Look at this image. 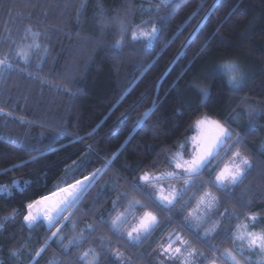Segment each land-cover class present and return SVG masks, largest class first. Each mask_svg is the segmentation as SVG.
I'll return each instance as SVG.
<instances>
[{"label":"trees","instance_id":"1","mask_svg":"<svg viewBox=\"0 0 264 264\" xmlns=\"http://www.w3.org/2000/svg\"><path fill=\"white\" fill-rule=\"evenodd\" d=\"M81 3L82 0H0V57L7 56L16 68H25L15 51L17 45L32 43L31 38L24 39V29L31 25L39 32H47L40 42L51 45L54 58L42 64V70L33 64L23 75L13 70L0 78V109H3L0 113V184L11 187L12 181L19 183V188L13 189L10 195L0 194V218L13 209L18 210L16 220L0 230V261L4 264H30V253L34 255L51 235L46 224L30 230L25 227L20 217L25 213L26 203L101 169L78 210H71L75 213L74 219L78 218L76 232H79L86 224L96 223L89 206L101 188L107 187V190L96 207L98 214H106L116 198L111 186L119 177L136 181L143 171L159 173L171 167L166 157L192 137L195 132L192 125L198 116L207 114L230 124V117L240 113L238 130L243 131L248 126V118L243 114L247 107L244 98L258 110L264 109V0H175L171 8L159 14L155 11L141 14V5L155 9L157 0H87L83 19L78 23ZM100 7L104 9L106 26L101 23ZM125 11L131 13L125 22L132 26L153 19L163 28L148 50L143 43L133 44L131 40L123 51L112 50L111 45L120 37L119 24L112 20L117 15L124 17ZM158 16L167 19L161 21ZM8 30L11 39H5ZM130 32L131 29L129 35ZM226 60L235 61L246 76L239 91L230 90L222 73L209 75L205 80L213 66ZM195 82L212 88L211 101L203 108L195 107L200 96L189 87ZM58 87L71 88L73 95L57 90ZM187 107L192 111L186 112ZM149 109L153 113L143 126H137ZM124 115L128 119L122 122ZM256 125L257 130L245 137L246 143L241 147L257 164L254 174L236 197H227L212 189L226 200L223 208L236 207L241 215L245 209L237 201L246 189H250L246 193L249 199L264 192V156L257 155L262 149L264 117ZM220 155L223 157L224 152ZM33 157L39 159L33 160ZM108 161H112L111 165H107ZM209 178L205 174L200 179ZM119 183L121 191L129 188L123 179ZM199 187L197 182L172 213L154 206L150 208L162 222L141 247L128 250L107 227H101L96 237L110 236L126 255L133 256L135 264H151L154 258L156 264H180L156 257L159 245L170 233L180 230L198 251L220 264H228L221 259V253L235 247L231 240L224 235L209 238L213 246L220 248L216 252L183 228L180 223L183 216L177 218ZM131 196L152 203L138 192L131 191ZM262 206L264 200L255 199L254 206L247 211L259 212L264 219ZM194 208L193 200L184 215ZM246 222L249 221L243 218L232 220L225 227L234 232L237 224ZM255 228L264 229V224L258 223ZM63 234L74 235L67 228ZM96 237L82 249L73 248L72 255L68 256L57 244L50 243L38 258V264H50L55 258L62 259L64 264H75L73 256L95 245ZM21 247L24 251L17 261L10 252ZM136 255L146 259L136 260Z\"/></svg>","mask_w":264,"mask_h":264},{"label":"snow or ice","instance_id":"2","mask_svg":"<svg viewBox=\"0 0 264 264\" xmlns=\"http://www.w3.org/2000/svg\"><path fill=\"white\" fill-rule=\"evenodd\" d=\"M174 3L175 0H157L155 9L144 8L141 5V14L153 11L159 14L162 10L171 8ZM86 7L87 0H82L77 17L78 23L82 21ZM99 11L101 23L106 26L107 19L104 17V9L100 7ZM129 15L131 13L125 11L124 17L119 15L113 17L112 22L119 24L120 37L111 45L112 50L123 51L128 40H131L133 44L143 43L145 50H148L157 37L162 34L163 28L158 27L153 19L142 20L139 25L132 26L125 22ZM157 19L166 21L167 17L158 16ZM103 30L102 27L101 31ZM24 33V39L31 38L32 43L17 45L15 56L18 61L25 65V68H16L15 63L7 56L0 57V78H4L6 73L13 70L23 75L26 68L33 66V64L38 70H42V64L54 59L51 53V45L40 42L42 38L47 36V32H39L29 25L25 27ZM5 39H11L10 30H8ZM13 44L16 42L13 41ZM221 73L227 77V83L232 91H239L246 80L245 74L240 71L238 64L233 60H226L213 66L209 70V74L205 75V80L209 79V75L216 76ZM27 75L32 76V73H27ZM41 82L47 83L44 80ZM189 87L194 88L200 96V100L195 105L196 108H203L211 101L213 96L211 85L195 82ZM57 90L73 95L72 89L69 87H58ZM244 102L247 104L243 111V114L248 118L247 128L243 131L238 130L240 113L230 117V124H226L220 119H213L207 114L198 116L192 125L196 135L185 143L179 144L178 150L166 157L171 166L169 169L159 173L143 171L136 181L119 177L117 182L111 186L116 198L112 200L111 211L106 214H98L96 207L100 196L104 195L107 190V187L101 188L96 199L89 206L90 213L96 217V223L86 224L79 232H76L78 218L74 219L75 213L71 210H78L79 205L83 203L86 192L94 186L101 169H96L90 177L76 180L75 183L57 188L50 194L26 203L24 205L25 213L20 217L25 227L30 230L38 225L46 224L51 232V235L45 239L43 247L36 250L34 255L30 253V264H38V258L46 251L50 243L57 244L65 256L72 255L71 250L73 248L82 249L84 244L96 237V233L101 227H107L117 240L124 242L128 250L141 247L158 230L162 222L157 212L150 210V208L154 206L161 211L172 213L184 201L197 182L200 183L199 189L177 214L178 219L183 216L180 221L183 228L209 248H214L216 252H219L220 248L213 246L209 242V238L224 235L231 240L235 247L225 249L221 253V259L227 261L228 264H242V259L244 264H264V229L253 230L256 224H264V219L260 218L259 212L247 211L254 206L255 199L264 200V192L249 199L246 198V193L250 189H246V193L241 195L237 201L245 209L241 215L236 207L223 208L226 200L212 191L215 189L216 192L224 193L227 197H236L237 192L244 187L245 182L254 174L257 167L252 156L242 151L241 147L246 143L245 137L257 130L256 121L264 117V109L258 110L256 105L248 104L247 98H244ZM153 111V109L146 111L137 122V126H143ZM185 111L191 112L192 108L187 107ZM0 113H3V109H0ZM127 119L128 115H124L122 122ZM77 139L82 138L77 137ZM221 152H224L223 157L220 155ZM257 155L264 156V147ZM36 159L39 157H33V160ZM115 159L116 154L113 155V160ZM111 163L112 161H108L107 165H111ZM126 167L130 168L131 165H126ZM136 171L141 170L137 169ZM205 174L210 178L201 180L200 178ZM120 179L129 185L128 189L120 190ZM165 181H181V183H165ZM15 188H19V183L12 181L11 187L0 186V193L10 195ZM131 191L140 193L144 200L152 202L151 205L131 196ZM193 200L195 201V208L185 216L184 210L192 207ZM122 206H124L123 211L120 210ZM222 208L223 211H221ZM261 211H264V206L261 207ZM17 212V209H13L11 213L0 218V230L4 229L5 224L16 220ZM138 212L139 215H137ZM242 218L250 221V223L237 224L234 232L225 227L230 221L241 220ZM171 219L170 216L169 221ZM209 221L211 223L205 229V225ZM168 226H166L165 231ZM65 228L74 235L65 236L63 234ZM201 229L205 230L201 233ZM230 232L231 235H229ZM174 245L178 246L174 247ZM23 251V247L13 249L10 256L19 261ZM156 257H163L167 261L178 260L180 264H216L215 259H210L186 240L180 230H175L167 236L164 243L159 245ZM73 259L75 264H105V261L107 264H135L133 256L126 255L125 251L116 246L111 237L107 235L96 237L95 245L87 250L79 251L73 256ZM145 259L144 256L136 255V260ZM0 264H4V262L0 261ZM50 264H64V261L55 258L50 261ZM151 264H156L155 258Z\"/></svg>","mask_w":264,"mask_h":264},{"label":"rangeland","instance_id":"3","mask_svg":"<svg viewBox=\"0 0 264 264\" xmlns=\"http://www.w3.org/2000/svg\"><path fill=\"white\" fill-rule=\"evenodd\" d=\"M210 117V116H209ZM194 135H196V131L194 132V134L192 135V136H194ZM260 147L262 148V147H264V137L262 138V140H261V143H260ZM169 182H171V183H176V184H180L181 183V181H165V183H169ZM246 223H250V221L249 222H246ZM245 223V224H246ZM253 230H256V231H260V230H262V229H260V228H254ZM178 246V245H177ZM160 259H162V257H160ZM163 260V259H162ZM163 261H165V260H163ZM162 262V261H161ZM173 263H180L178 260H175V261H173ZM216 264H220V263H218L217 261H216ZM242 264H244V262L242 261Z\"/></svg>","mask_w":264,"mask_h":264},{"label":"built area","instance_id":"4","mask_svg":"<svg viewBox=\"0 0 264 264\" xmlns=\"http://www.w3.org/2000/svg\"><path fill=\"white\" fill-rule=\"evenodd\" d=\"M0 186H8L6 183L0 184ZM9 187V186H8ZM1 194V193H0Z\"/></svg>","mask_w":264,"mask_h":264},{"label":"clouds","instance_id":"5","mask_svg":"<svg viewBox=\"0 0 264 264\" xmlns=\"http://www.w3.org/2000/svg\"><path fill=\"white\" fill-rule=\"evenodd\" d=\"M240 71L243 73L242 69H240Z\"/></svg>","mask_w":264,"mask_h":264},{"label":"crops","instance_id":"6","mask_svg":"<svg viewBox=\"0 0 264 264\" xmlns=\"http://www.w3.org/2000/svg\"><path fill=\"white\" fill-rule=\"evenodd\" d=\"M170 168V167H169ZM169 168H167V169H169Z\"/></svg>","mask_w":264,"mask_h":264}]
</instances>
